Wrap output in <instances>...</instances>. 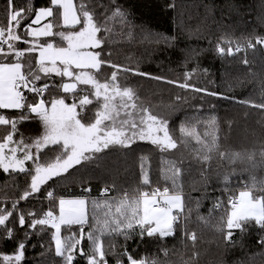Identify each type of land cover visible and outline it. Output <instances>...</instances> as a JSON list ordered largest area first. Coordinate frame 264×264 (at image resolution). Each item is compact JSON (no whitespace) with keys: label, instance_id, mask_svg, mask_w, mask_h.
<instances>
[{"label":"snow or ice","instance_id":"obj_1","mask_svg":"<svg viewBox=\"0 0 264 264\" xmlns=\"http://www.w3.org/2000/svg\"><path fill=\"white\" fill-rule=\"evenodd\" d=\"M25 3V8L17 9L14 0H5L7 24L0 23V110H7L0 112V170L12 181L17 174H23L25 179L22 194L11 202L10 209L0 208V241L16 243L14 254L0 256V264H22L26 259V240L32 233L25 229L21 238L16 229L9 226L17 223L21 229L26 223L31 229L39 225L38 232H44V226L54 229L55 256L62 258V264H73L77 245L85 238L89 241L88 248L80 251L85 264H109L108 256L114 258L115 264H162L159 255L138 259L128 251L127 242L137 237L140 241L148 237L164 242L179 234L181 243L191 240L195 247L197 234L189 230L193 209L186 204L182 179L191 165L189 169L182 167L183 155L180 159L164 155L181 146L195 162L205 166L198 169L205 184L210 180L214 158L222 162L221 166L228 165L222 175L217 172L223 187L210 210V214L221 213L213 227L223 235L226 245H236L233 236L237 230L243 236L250 229H256L257 243L264 246V180L250 174L247 181H237L243 187L230 186L232 177L237 174L236 164L247 163L249 167L243 169L245 172L264 167V148L259 152V161L255 150L224 149L215 116L185 117L178 126H170L171 121L155 113L133 86L121 83V79L126 81V74L131 73L174 84L186 91L220 96L188 82L196 69L186 71L184 80L180 81L153 76L140 71L138 66L114 63L110 59L111 45L116 42L114 36L131 38L136 27L132 13L117 4V0H110L109 5L102 0H47V4L39 8L34 7V0H25ZM97 8L103 11L98 12ZM24 21L28 23L21 29ZM43 21L47 22L42 24ZM141 33L146 40L153 35L143 27ZM42 37L51 39L41 40ZM175 40L176 37L162 36L149 42H163L172 47ZM16 42L28 47L20 49ZM225 43L229 45L227 49L220 43L216 45L220 57L234 54L233 42ZM256 45H264V36H257L255 44L251 40L244 46L237 43L235 52ZM33 53L38 55L33 57ZM242 62L248 63L246 58ZM105 66L114 70L106 74ZM53 74L62 78L58 85L39 83L44 78L51 79ZM63 78H67V82ZM81 85L85 87H79ZM50 87L68 95L45 98ZM175 99L187 102L188 97L177 95ZM240 102L264 109V103ZM193 107L202 108V105ZM172 111H176L175 107ZM33 121L39 123L41 131L35 136L25 135L21 125ZM138 142L148 143L162 154L158 181L164 182L163 188L158 183L153 184L150 157L142 154L139 157L140 182L131 191L109 195L112 188L106 186L103 199L89 201L58 198L49 190L53 187L49 181L67 179L76 166L92 164L99 168L115 150L131 149ZM193 143L198 147H193ZM29 161L32 163L28 164ZM44 185H48L43 188V194L49 200V210L42 218L28 212L32 219L26 221L25 213L17 205L20 200L36 199L34 194L41 193ZM196 207L199 208V201ZM57 208L58 214H55ZM197 219L208 223V218L198 212ZM74 225L79 226L76 232L72 231ZM62 226L71 234L62 237ZM121 237L123 243L118 245ZM159 252L167 257L169 249L162 247ZM198 255L193 253V257Z\"/></svg>","mask_w":264,"mask_h":264},{"label":"trees","instance_id":"obj_2","mask_svg":"<svg viewBox=\"0 0 264 264\" xmlns=\"http://www.w3.org/2000/svg\"><path fill=\"white\" fill-rule=\"evenodd\" d=\"M14 2L17 9L27 6L25 0ZM102 2L109 5L110 0ZM46 4L47 0H34L35 8ZM117 4L132 13L131 18L136 27L131 38L120 34L114 36L116 42L111 45L113 54L110 57L114 63L132 68L138 66L140 71L151 73L153 76L180 81L184 80L186 71L196 69L188 82L219 93L220 96L186 91L174 84L131 73L126 74L127 80L121 79V83L133 86L155 113L171 121L170 126H178L179 121L185 117L199 116L201 119H208L215 116L223 148L248 152L255 150L256 160L259 161L261 159L259 152L264 148V109L240 101L264 103V45H256L239 53L235 52L234 45L237 43L245 45L248 40L255 44L257 36H264V0H117ZM5 7V0H0V23L6 25ZM97 11L102 12L103 9L97 8ZM27 23L28 21H24L21 29ZM115 27L119 33L120 26L117 24ZM141 27L153 34L148 40L142 38ZM162 36L176 37L173 46L168 47L163 42L160 44L149 42ZM225 41L233 42L231 47L234 54L220 57L216 52V45L220 43L227 49L229 45ZM16 43L20 49L27 48L23 42ZM32 56H37V53H33ZM245 58L247 64L242 62ZM204 69L208 70L207 73L203 72ZM113 70L107 66L104 68L106 74ZM124 75L121 74L122 77ZM61 79L52 76L51 79L44 78L39 83L58 85ZM63 80L67 82V78ZM44 95L45 98H51L68 94L50 87ZM177 95L188 97L187 102L177 101L175 99ZM194 105H202V108H194ZM173 107L176 109L175 112L172 111ZM35 123L33 121V124ZM26 124L21 125V131L25 132ZM35 128L37 127L30 129ZM38 128L40 132L39 125ZM192 146L198 147L194 143ZM142 154L150 157V179L153 184L158 183V186L163 188L164 182L158 181L162 154L154 146L138 142L131 149L115 150L101 162L102 166L99 168L92 164L77 166L71 170L67 179L57 178L58 182L50 181L48 184L53 187L49 190H53L58 198L86 200L103 199L102 192L106 186L112 188L110 195H120L124 190L131 191L140 182L139 157ZM164 155L176 159L183 155L182 167L189 169L191 165L182 179L186 204L193 209L189 230H194L197 234L196 245L193 247L191 240L181 243L179 234L167 238L164 242H157L154 238L148 237L140 241L137 237L127 242L128 251L138 259L146 255L149 257L159 255L162 264H264V246L257 243L256 229H250L243 236L237 230L233 236L237 243L235 246H229L223 240V235L216 232L213 227L221 215L219 211L210 214L214 201L221 196L219 189L223 187L217 172L222 175L228 169V165L223 163L221 166L222 162L214 158L209 171L210 180L205 184L198 171L205 166L195 162L192 155L182 146ZM235 167L237 174L232 177L230 185L233 188L243 187V184H237V181L241 179L247 181L250 174H254L258 180H264V167H258L251 172L243 171L249 167L247 163H238ZM24 187L23 174H17L16 180L12 181L7 173L0 170V208L10 209L11 202L18 199ZM46 187L48 185L43 188ZM43 188L41 193L35 195L36 199L19 201L17 206L25 213L26 221L32 219L27 215L28 212L42 218L49 210V200L45 198ZM188 196H191V199H188ZM197 212L208 218L207 224L197 219ZM9 226L14 227L16 234L21 238L25 229L32 233L26 240V259L22 264H62V258L55 256V242L52 240L54 229L44 226L46 230L38 232L41 226L31 229L27 223L24 229H21L18 223ZM78 228L79 226H72V231L76 232ZM61 234L65 237L71 233L64 226ZM122 243L121 237L118 245ZM88 245L89 241L86 238L77 245L73 264H85V258L80 255V251H86ZM15 247V241H0V256L14 254ZM162 247L169 249L167 257L160 254L159 250ZM194 252L199 255L193 257ZM107 259L109 264H115L113 257L108 256Z\"/></svg>","mask_w":264,"mask_h":264},{"label":"rangeland","instance_id":"obj_3","mask_svg":"<svg viewBox=\"0 0 264 264\" xmlns=\"http://www.w3.org/2000/svg\"><path fill=\"white\" fill-rule=\"evenodd\" d=\"M41 39H43V38H41ZM241 46H244V44L242 45V44H240ZM27 47H28V45H27ZM236 47V45H234V48ZM246 49H248V48H244V50L243 51H245ZM53 76H54V74H53ZM80 87V86H79ZM81 87H85V86H82L81 85ZM32 125H31V127L32 126H36L37 128H35V131H33V132H30V124H26L25 125V135H28V134H31V135H33V136H35L36 134H38L39 133V128H38V125H39V123H35V124H33V123H31ZM40 126V125H39ZM41 131V130H40ZM142 143H145V142H142ZM145 144H148V143H145ZM148 145H150V144H148ZM33 151H35L34 149H33ZM28 164H31L32 162L31 161H29V162H27ZM27 166V165H26ZM79 166V165H78ZM77 167V166H76ZM50 182V181H49ZM48 182V183H49ZM45 186V185H44ZM44 186H42V188L44 187ZM36 194H38V193H36ZM36 194H34V195H36ZM30 200H32V198H29L27 201H30ZM22 201H25V200H22ZM89 201H91V200H89ZM58 203V202H57ZM58 209V208H57ZM55 214H58V210H57V212H55ZM74 226H76V225H74ZM62 227H64V226H62ZM55 231V230H54Z\"/></svg>","mask_w":264,"mask_h":264},{"label":"crops","instance_id":"obj_4","mask_svg":"<svg viewBox=\"0 0 264 264\" xmlns=\"http://www.w3.org/2000/svg\"><path fill=\"white\" fill-rule=\"evenodd\" d=\"M50 19H51V18H50ZM46 22H47V21H43L42 24H43V23H46ZM41 26H42V25H41ZM33 27H38V26L34 25ZM42 38H43V37H42ZM28 39L31 40V37H29ZM37 55H38V53H37ZM0 111H2V110H0ZM29 123H30V128L34 127V126L31 127V125H32L31 123H33V122H29ZM36 123H38V122H36ZM24 124H26V123H24ZM30 128H29V129H30ZM33 131H35V130L30 129V132H33Z\"/></svg>","mask_w":264,"mask_h":264},{"label":"built area","instance_id":"obj_5","mask_svg":"<svg viewBox=\"0 0 264 264\" xmlns=\"http://www.w3.org/2000/svg\"><path fill=\"white\" fill-rule=\"evenodd\" d=\"M109 195H110V193H109ZM103 197V196H102Z\"/></svg>","mask_w":264,"mask_h":264}]
</instances>
